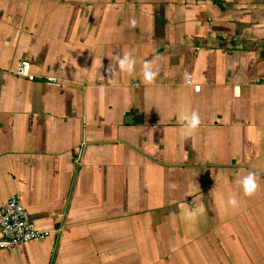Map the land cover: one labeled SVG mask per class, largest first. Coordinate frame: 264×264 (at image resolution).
I'll list each match as a JSON object with an SVG mask.
<instances>
[{
  "label": "crops",
  "instance_id": "crops-1",
  "mask_svg": "<svg viewBox=\"0 0 264 264\" xmlns=\"http://www.w3.org/2000/svg\"><path fill=\"white\" fill-rule=\"evenodd\" d=\"M14 194L50 233L0 264H264V0H0Z\"/></svg>",
  "mask_w": 264,
  "mask_h": 264
},
{
  "label": "built area",
  "instance_id": "built-area-1",
  "mask_svg": "<svg viewBox=\"0 0 264 264\" xmlns=\"http://www.w3.org/2000/svg\"><path fill=\"white\" fill-rule=\"evenodd\" d=\"M15 73L31 80L35 78L30 72V64L27 61H21L15 69ZM48 81L54 82V79L49 78ZM186 83L193 84L192 75H186ZM0 230L2 234L0 250H11L23 243L42 240L50 233V231L39 229L36 226L25 208L23 197L20 194H14L5 203H0Z\"/></svg>",
  "mask_w": 264,
  "mask_h": 264
},
{
  "label": "clouds",
  "instance_id": "clouds-1",
  "mask_svg": "<svg viewBox=\"0 0 264 264\" xmlns=\"http://www.w3.org/2000/svg\"><path fill=\"white\" fill-rule=\"evenodd\" d=\"M118 64L120 66V68L122 70H127V71H131L132 67H133V61L127 56L125 55L122 58H118ZM154 73L151 71V67L148 64H145V68H144V77L146 80H150L153 77ZM187 120V125L186 127L190 128V129H194L198 124H199V117L193 113L191 118H185ZM242 184V188H243V193L246 196H251L256 187V176L255 173H248L247 176H245L242 181L240 182ZM237 202L235 199L233 198H229L228 200V204L229 205H235ZM195 218V211H190L186 214L185 219L192 221Z\"/></svg>",
  "mask_w": 264,
  "mask_h": 264
}]
</instances>
